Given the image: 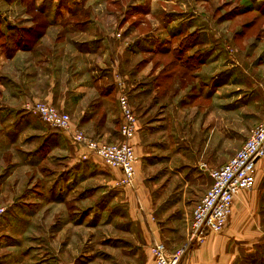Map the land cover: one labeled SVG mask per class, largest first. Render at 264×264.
<instances>
[{"label":"crops","instance_id":"crops-1","mask_svg":"<svg viewBox=\"0 0 264 264\" xmlns=\"http://www.w3.org/2000/svg\"><path fill=\"white\" fill-rule=\"evenodd\" d=\"M59 11L62 13L57 14L62 16L83 12L79 9ZM42 12L47 16H56L55 13ZM55 20L49 16L46 24L31 29L24 25L20 28L10 23L8 18L9 23L1 27L5 36L0 40H8L10 48L15 43V47L8 52L7 45L2 53L6 58L3 57L5 61L0 66L4 70L3 79L10 80L12 84V88L5 84L0 86V195L12 190H24L23 185L18 186L22 180L15 176L18 172L21 176H27V172L39 167L40 162H33L38 159L40 148L45 143L51 148V153L47 152L48 159L61 163L56 165L51 175L62 177L63 183L59 185L61 180L57 179L51 185L53 199L43 202L28 199L25 193L14 198L5 195L6 201L1 206L6 207L7 212L0 217V264H77L78 257L74 261L71 258L72 254L75 255L72 240L76 236L71 229L73 219L80 220L83 211L72 213L71 195L78 191L80 195L75 203L79 204L80 210L83 207H94L103 224L110 220L117 229L111 239L112 248L106 246L103 251H98L97 264H152L150 247L154 243H162L168 253H173L186 245L190 237L188 227L191 217L185 221L184 227L178 226L175 217L157 221L154 211L159 201L153 202L147 186V181L150 183L154 176L148 179L147 175L157 166L152 161L162 158L156 154L163 149L168 151L170 142L166 141L165 144L164 140L168 139L169 128L175 127L177 130L173 134L175 142L173 140L170 147L171 156L164 157L170 162L173 180L182 178L181 185L199 183L201 187L196 190V198L190 201L191 204L182 202L184 207L193 208L211 184L205 172L195 170L198 161L206 155L194 147L192 151L189 148L186 150L181 127V117L184 116H179V107L175 109L174 105L169 104L175 95L172 98L169 94L155 98V91L158 93L159 88H154L143 77L148 74L150 80L153 74H149V71L142 74L132 70L121 71L120 64L125 66L121 63L123 43L119 32L106 34L102 28L93 26L90 20L81 23H61ZM9 64L14 65V71L9 70ZM135 78L140 81L136 82ZM120 80L128 85L129 101L139 119L137 133L132 139L138 157L132 188L117 187L116 183L122 177L121 171L105 166L102 161L101 165L108 174L91 169L88 162L81 159L84 150L73 143L68 132L50 131L24 111L31 101L41 100L52 104L60 112L68 113L74 129H81L86 135L101 142H120ZM8 113H17L15 123H12L14 119H10ZM151 115L153 117L149 118ZM155 120L158 125L154 124ZM7 124L10 129H15L13 134L6 131ZM157 134L161 135L156 137ZM206 135L208 140L205 143L209 147L212 142L211 127ZM40 137L43 140L41 144ZM25 156L31 160L30 163L24 162ZM8 161H11L10 166L4 167ZM88 161L98 163L94 157ZM263 162L259 160L256 164L253 189L241 193L235 199L224 230L219 234H208L201 242L188 245L179 264H264V231L259 230L264 224V184L259 183L258 175ZM189 172H192V177L184 181ZM92 173L100 176L99 182L103 186H110L107 191L113 189L108 200L102 199L97 203L99 194L94 198L95 204L92 201L88 204L91 197L87 196V191L98 188L87 183ZM171 184L168 186L173 188ZM179 198H183L181 194ZM179 203L172 204V214L176 215L175 208ZM60 208H63L62 213ZM76 214H80L79 217ZM61 226L63 230H54ZM102 242L105 244L107 240ZM82 254L79 253L78 264H88L81 258L86 254Z\"/></svg>","mask_w":264,"mask_h":264},{"label":"rangeland","instance_id":"rangeland-1","mask_svg":"<svg viewBox=\"0 0 264 264\" xmlns=\"http://www.w3.org/2000/svg\"><path fill=\"white\" fill-rule=\"evenodd\" d=\"M38 9L55 13L56 16L51 14L49 16L51 19L55 18L56 22L81 23V21L90 20L93 26L102 28L106 34L119 32L120 41L123 43L122 55L120 54L121 63L123 62L125 66L120 64L121 71L132 70L139 74L149 71L153 77L150 80H148V74L143 77L148 83H152L154 88H159L158 93L155 91V98L166 94L172 98L175 95V99L169 100V104L174 105L175 109L179 107V116L180 114L184 116L181 117V127L184 132L186 150L189 148L192 151L194 147L196 151L199 150L202 155H206L197 163L195 170L200 173L199 165L201 164L214 169L227 163L241 148L251 130L264 120V0H0L1 16L9 18L10 23L20 28L23 25L30 28L36 27L48 22L49 16L45 15V12H39ZM60 9H79L83 12L72 16H62L57 14L62 13ZM7 41H0V57L2 58V60L0 58V66L1 62L5 61L2 53L7 49V45L8 52L15 47L14 43L10 48ZM9 66V70L14 71V65L9 64ZM0 71H2L0 86L5 84L12 88L10 80L3 79L4 70L0 68ZM120 81L125 84L128 93V85L123 80ZM135 81L139 82L140 79L137 78ZM24 111L50 131L64 132L43 123L38 116L27 109V106ZM15 114L17 113H8L9 118L14 119L12 123L17 121ZM135 115L138 119L136 112ZM12 123L9 122V126ZM157 123L158 121L154 124L158 125ZM9 126L6 131L13 134L15 129H10ZM210 127L212 142L208 147L205 141L208 140L206 133ZM78 130L84 132L81 129ZM163 131L165 132L164 127ZM176 132L175 127L169 128V140L167 137H165L167 140H164L165 144L170 142L168 151L163 149L156 154L157 157L162 158L152 161L157 166L149 172V176L147 175L148 179L154 175L150 183L147 181V186L152 193L153 202L159 201L154 211L157 221L160 222L166 217H175L178 226L184 227L185 221L192 215L193 208L184 207L182 202L191 204L190 201L196 198V190L201 187L199 183L181 185L182 178L173 180L170 162L164 157L171 156L172 148L170 147L175 139L173 134ZM159 135L161 134H157L156 137ZM42 141L40 137V144ZM46 149L49 148L45 143V146L43 144L40 148L39 160L34 159L33 164L40 162L38 168L27 172L29 173L27 176L24 174L21 176L19 172L15 176L22 180V184L18 186L23 185L24 190L11 189L12 191L0 195V206L6 201L5 195L8 198H14L16 195L21 196L25 193L24 196L28 199L34 198L41 202L53 199L51 185L57 179L61 180L59 185H62L63 181L62 177L53 176L51 172L57 164L61 163L49 160L47 152H43ZM26 158L25 156L24 162L30 163L31 160ZM94 158L98 163L88 160L83 162H88L89 167L97 173L108 174L106 168L101 165L100 159ZM9 163L11 161H8L4 167H9ZM191 173L184 177V181L192 177ZM259 174V183L264 184V162L258 171ZM88 178L87 183L91 187H98L92 188L87 193V196L91 197L88 204L91 201L95 204L94 198L99 194L101 195L97 203L102 199L108 200V194L113 193V189L107 191L110 186H103L99 182L101 181L99 175L93 174ZM171 180L174 181L173 184ZM169 183L173 188L168 186ZM180 194L182 199L179 198ZM79 195V191L72 192L71 195L72 213L83 211L80 220L73 216L75 219H73L71 231L76 236L72 240L75 255L72 254L71 258L74 261L78 257V264L79 253H83L86 254L81 256L83 261L86 260L88 264H97L98 251H103L106 246L112 248L111 239L117 233V229L110 220L103 224L94 207H83L80 210L79 204L75 203ZM177 202L180 203L175 208L176 215H174L171 206ZM59 210L62 213L63 208ZM65 213V215L68 214L67 209ZM79 215L75 216L79 217ZM76 219H78L77 222ZM61 228L62 226L54 230L61 231L63 230ZM188 230L191 233V220ZM259 230L264 231V224ZM106 240V245L102 244V241Z\"/></svg>","mask_w":264,"mask_h":264},{"label":"built area","instance_id":"built-area-1","mask_svg":"<svg viewBox=\"0 0 264 264\" xmlns=\"http://www.w3.org/2000/svg\"><path fill=\"white\" fill-rule=\"evenodd\" d=\"M118 104L122 113V141L107 143L95 140L84 132L74 129L71 116L58 111L52 104L42 101L28 103L27 109L38 116L43 123L55 129L68 132L73 143L84 150L82 160L96 157L109 167L118 169L122 177L116 186L132 188L137 174L138 157L132 144L138 129V119L130 104L125 84H118ZM264 160V120L249 133L241 148L219 168L201 164L211 184L205 194L193 207L191 233L186 245L168 253L162 243L150 247L152 264H179L188 245L199 243L208 234H219L227 225L233 204L238 195L250 192L255 183L256 164ZM7 208L0 206V217Z\"/></svg>","mask_w":264,"mask_h":264},{"label":"trees","instance_id":"trees-1","mask_svg":"<svg viewBox=\"0 0 264 264\" xmlns=\"http://www.w3.org/2000/svg\"><path fill=\"white\" fill-rule=\"evenodd\" d=\"M2 23V24H1ZM7 23H9V21H8V18L7 17H4V16H1V14H0V39L1 38H3L4 39V36H5V34H4V36H3V31L1 30V27H2V25H4V24H7ZM2 39V40H3ZM1 41V40H0ZM190 46H191V44H190ZM123 139V138H122ZM44 146H45V144H44ZM42 147V146H41ZM50 150L48 149H46V150H44L43 152H49ZM87 192H89V191H87ZM57 199H63V198H61V197H56ZM108 199L110 198V194H108V197H107ZM102 201V200H101Z\"/></svg>","mask_w":264,"mask_h":264}]
</instances>
